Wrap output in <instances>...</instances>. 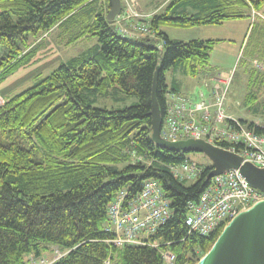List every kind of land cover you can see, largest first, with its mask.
<instances>
[{
  "label": "trees",
  "instance_id": "1",
  "mask_svg": "<svg viewBox=\"0 0 264 264\" xmlns=\"http://www.w3.org/2000/svg\"><path fill=\"white\" fill-rule=\"evenodd\" d=\"M105 6L108 11L109 0H0L1 69L54 27L74 30L67 45L96 38L0 106V264H30L28 256L40 259L52 247L62 255L50 264H165L161 250L174 254L172 264H196L222 229L187 233V203L198 199L210 165L193 181L175 179L168 165L187 158L152 142L149 115L156 66L163 116L166 71L199 76L208 70L215 41L173 39L160 27L252 18L247 58L262 66H251L250 86L264 88V0H168L148 20L157 39L122 35L107 22ZM121 94L137 101L94 105ZM246 123L264 132V125ZM147 178L156 179L170 201L169 218L149 236L160 246L108 242L114 234L104 231L107 205L119 190L126 189L127 198L136 194Z\"/></svg>",
  "mask_w": 264,
  "mask_h": 264
},
{
  "label": "built area",
  "instance_id": "2",
  "mask_svg": "<svg viewBox=\"0 0 264 264\" xmlns=\"http://www.w3.org/2000/svg\"><path fill=\"white\" fill-rule=\"evenodd\" d=\"M123 3L114 19L118 32L133 38L157 39L148 18L139 11L137 1L123 0ZM128 24L131 29L124 28ZM162 45L163 42L156 47L161 49ZM231 80V72L217 73L212 78L202 76L201 83L209 85V96L201 92L202 99L199 101H191L169 92L160 135L169 141L201 138L236 152L244 161L264 167V132H256L253 126L228 114L225 109ZM4 101L0 95V106ZM168 169L179 181H193L200 176L203 167L186 159L177 164H169ZM263 199L264 194L250 186L237 170L230 169L215 175L205 185L198 199L187 203V233L208 236L218 228H223L239 212ZM170 214V201L159 182L147 178L142 182L141 189L129 198L126 189L116 193L107 206L108 219L104 231L114 234L108 242L119 247L140 244L158 248L159 242L149 241V236L155 233ZM160 254L165 264H172L174 254L170 250H161ZM61 255L56 250L51 261ZM50 262L40 258L33 260L32 264Z\"/></svg>",
  "mask_w": 264,
  "mask_h": 264
},
{
  "label": "rangeland",
  "instance_id": "3",
  "mask_svg": "<svg viewBox=\"0 0 264 264\" xmlns=\"http://www.w3.org/2000/svg\"><path fill=\"white\" fill-rule=\"evenodd\" d=\"M139 1L146 11H151L152 13L161 11L166 3L165 0ZM121 3L123 6V0H121ZM138 9L148 18V15L144 13L146 11L142 9V12L139 5ZM104 11H106V6ZM252 14H259V12L253 11ZM84 15L86 16L87 14L85 13ZM252 22V18H240L226 20L214 25H200L188 28L163 26V28L164 32L173 39L181 41H215V45L209 54L208 70L213 72L212 75H215L214 73L216 72L232 73L225 107L227 108L228 106L237 116L250 112L264 119V88L263 86H250V77H252L251 66L256 68L262 66L260 62L250 61L247 58V49L251 40L248 37L250 36ZM73 34L74 30L65 32L61 27H54L51 31L39 35L33 41L31 39V45L18 61L6 69L0 68V93L3 94V97H10L30 87L37 79L49 74L70 57L79 55L96 43L95 37H87L78 41L75 40L67 45V39ZM173 77H186L194 82L192 89L187 91L184 87L180 89V92L177 91V94L181 97L191 101H199L202 99L201 92L206 97L209 96V89L206 85L198 82V78L195 76L186 75L179 69L171 68L166 71L167 90L174 87ZM249 94L251 95L249 96ZM136 101V97H127L121 94V97L117 99L113 97L99 98L94 105L107 108H122ZM227 113L230 114L231 112L227 110ZM235 114L231 113L230 115L236 117ZM184 155L189 161L202 167L210 165L209 160L202 153L188 152ZM55 251L56 249L52 247L51 252L44 253L42 258L50 262ZM28 258L31 261L30 264H32V257L28 256Z\"/></svg>",
  "mask_w": 264,
  "mask_h": 264
},
{
  "label": "water",
  "instance_id": "4",
  "mask_svg": "<svg viewBox=\"0 0 264 264\" xmlns=\"http://www.w3.org/2000/svg\"><path fill=\"white\" fill-rule=\"evenodd\" d=\"M121 9V0H109V9L106 13L109 24H113ZM159 65L154 70L151 87L149 115L152 142L157 147L168 151L183 154L202 153L210 162L204 184H207L215 175L235 169L250 186L264 194V167L244 161L236 152L201 138L169 141L161 137L160 128L163 117L156 98ZM196 264H264V199L233 217L221 229L210 249Z\"/></svg>",
  "mask_w": 264,
  "mask_h": 264
},
{
  "label": "crops",
  "instance_id": "5",
  "mask_svg": "<svg viewBox=\"0 0 264 264\" xmlns=\"http://www.w3.org/2000/svg\"><path fill=\"white\" fill-rule=\"evenodd\" d=\"M137 1V3H138V5H139V7H140V9L142 10H145L146 11V9H145V7L141 4V2L139 1V0H136ZM166 2L168 1V0H165ZM143 10H142V12H143ZM145 14H147L148 15V19L147 20H149V18H150V15L151 14H153L151 11L149 12V11H146V12H144ZM117 26V25H116ZM124 28H126V29H131V25L130 24H128V25H126ZM160 29L161 30H163L164 31V28H163V26H161L160 27ZM166 33V32H165ZM167 34V33H166ZM168 35V34H167ZM168 37H170L169 35H168ZM84 38H86V37H84ZM84 38H80V39H78V40H81V39H84ZM171 38V37H170ZM77 40V41H78ZM95 44V43H94ZM93 44V45H94ZM92 45V46H93ZM212 71L210 70H206L205 72H203V73H201L199 76H206V77H208V78H212V77H214L216 74H217V72L216 73H214L215 75H212ZM199 76H197L196 78H198L197 79V81L198 82H200L201 83V78L202 77H200L199 78ZM165 78H166V76H165ZM172 82H174V87L172 88V89H170V90H168L169 92H174V93H176L177 94V91L178 92H180V89H183L184 87L187 89V91L188 90H190V89H192V86H193V84H194V82L192 81V80H188L186 77H182V78H179V77H173V79H172ZM166 84H167V78H166ZM209 87V85L207 86V88ZM0 95H2L3 96V94H1L0 93ZM179 95V94H178ZM167 98H168V93H167ZM225 109H227L228 110V112H231V113H233V114H235L234 113V111H231L229 108H228V106H227V108H225ZM226 110V111H227ZM230 113V114H231ZM249 114H251L250 112H248ZM247 112L245 113V114H241V115H239V116H237L236 114V118L237 119H239V120H244V121H246V122H252V123H254L255 125H257V126H263L264 125V119L263 118H259V117H257L256 115H254V114H251V115H249ZM248 114V115H247ZM234 116V115H233ZM250 116V117H249ZM252 116V117H251ZM247 119V120H246Z\"/></svg>",
  "mask_w": 264,
  "mask_h": 264
},
{
  "label": "bare ground",
  "instance_id": "6",
  "mask_svg": "<svg viewBox=\"0 0 264 264\" xmlns=\"http://www.w3.org/2000/svg\"><path fill=\"white\" fill-rule=\"evenodd\" d=\"M162 117H164V116H162ZM108 206V205H107Z\"/></svg>",
  "mask_w": 264,
  "mask_h": 264
}]
</instances>
